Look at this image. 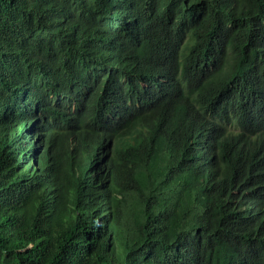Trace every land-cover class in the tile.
Listing matches in <instances>:
<instances>
[{
    "label": "trees",
    "instance_id": "obj_1",
    "mask_svg": "<svg viewBox=\"0 0 264 264\" xmlns=\"http://www.w3.org/2000/svg\"><path fill=\"white\" fill-rule=\"evenodd\" d=\"M0 264H264V0H0Z\"/></svg>",
    "mask_w": 264,
    "mask_h": 264
}]
</instances>
